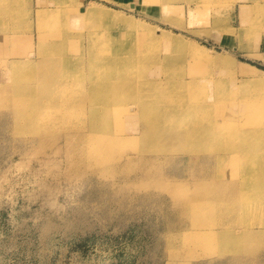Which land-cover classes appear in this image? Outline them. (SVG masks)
I'll list each match as a JSON object with an SVG mask.
<instances>
[{"label":"rangeland","instance_id":"obj_1","mask_svg":"<svg viewBox=\"0 0 264 264\" xmlns=\"http://www.w3.org/2000/svg\"><path fill=\"white\" fill-rule=\"evenodd\" d=\"M75 2H80L79 6ZM60 4L55 0H0V68L5 65V71L22 72L18 76L49 68L37 55L38 36H47L45 32L57 28L59 22L78 20L83 7L94 6L97 12L89 20L85 18L84 28L72 24L68 39L80 34L85 39L81 42L84 49H79L76 38L70 41L68 47L74 52L67 53H74L70 58L76 60L75 67L68 69L71 86L54 92H68L72 98L68 128L46 122L53 116V111L47 110L45 123L40 122L35 129L36 136L42 135L43 139L33 135L25 102L7 92L11 83L4 75L8 72L0 73V264H169L166 257L171 243L181 241L182 229L189 227L188 212L181 207L191 195L192 176L207 166L215 167L212 159L199 162L189 155L190 151L198 149L200 158L205 159L210 142H192L186 137L168 140L157 135L149 141L131 136L130 123L141 121L142 115L126 117L117 100L133 93L136 99L146 97L138 93V87L153 69L138 73L130 68L110 79L100 68L93 67V79L100 78L106 86L105 92L94 94L89 89V61L105 64L109 59L105 55L116 52L111 48L139 46L135 38L144 36L146 30L131 34L130 28L146 26L170 32L172 50L143 48L144 53L152 51L162 59L167 56L169 60L162 66L195 80L193 85L204 96L215 97L217 112H222V104L227 101L230 111L242 115L247 105L240 101L241 97L264 85L258 73L264 71V0H171L169 4L162 0H67ZM130 4L135 7L130 8ZM37 11L48 17L38 22ZM90 27L95 34L91 42L94 52L88 55L85 35L90 34ZM131 45L127 48L130 53L140 52L139 47ZM195 46H201L202 51L195 52ZM59 51L63 53L61 48ZM242 64L260 71L246 73L251 71ZM131 75L138 76L131 85L123 83L120 89L111 88L110 81L121 83V78ZM153 94L159 106L184 94L188 96L185 90H169L167 85H160ZM82 99L87 101L84 105H80ZM260 105L255 114L259 113L257 121L264 123V101ZM115 108L122 111L124 118L120 116L111 124L106 118ZM158 110L159 107L150 110L152 119L160 114ZM150 117L143 122L151 123ZM90 123L106 128L95 136H112L117 144L106 149L107 141L100 137L92 144L82 141V136L78 137L80 141L68 137L84 130L88 133ZM179 123L185 126L190 121L184 117ZM123 141L126 142L121 144ZM97 155L106 164L98 169L86 167ZM260 163L257 161L258 167ZM225 166L232 173L234 163L225 162ZM260 195L258 199L264 204V190ZM239 205L235 203L230 209L236 210ZM256 207L264 211V206ZM256 207L252 205L250 209ZM242 220L250 222L248 212ZM249 226L261 235L222 248L194 247L184 263L264 264V225Z\"/></svg>","mask_w":264,"mask_h":264},{"label":"bare ground","instance_id":"obj_2","mask_svg":"<svg viewBox=\"0 0 264 264\" xmlns=\"http://www.w3.org/2000/svg\"><path fill=\"white\" fill-rule=\"evenodd\" d=\"M141 1L145 3L146 0ZM170 1L171 0H162V3L169 4ZM55 2H58V4L61 2L63 4L67 2V0H55ZM76 3L77 2H75V4ZM79 4L80 2L77 3V6H79ZM129 7L134 8L135 6L130 4ZM164 9L167 13L171 12L168 8ZM243 11V7H241L240 12L242 13ZM37 12L36 18L38 22H42L48 17L43 11ZM96 14L97 12L94 6H89L88 8L83 7L80 9V15L77 16L78 20L73 21L72 18L64 20L55 25L57 28L52 27L47 30V32H45L47 36H38L39 47L37 55H40L48 63L47 65H49V68L47 67V70L34 71V73L30 75L27 73L25 76H18L19 74L21 75L22 72L18 71L12 73V71H5V65L4 68H0V73L8 72V75H4L6 80L11 83L7 92L13 93L18 97V100H23L28 108L29 123L33 135H37L35 131L37 124L40 122L45 123V121H43V116L47 110L53 111V116L46 119V122L50 123L51 126L57 123L63 128L69 127L70 121L67 119V114L68 107L72 104L70 101L72 98L68 92H54L58 89H63L62 87L69 88L71 86V78L68 76V69H73L75 67L76 60L72 59V57L70 58L74 53H67L71 49L68 47L70 41L76 38L79 49H84L81 42L85 39H83L82 36L80 37V34H76V37L68 39V36L71 35L70 29L72 24H78L79 28H84L86 27L84 24L85 18L89 20V18L96 16ZM144 28L146 34L142 37L138 36V38H135L139 41V46L130 44L133 48L139 47L140 52L130 53L127 50L130 45L123 44L119 48H111L112 52L114 50L116 51H114L115 54L111 53L105 55V58L106 56L109 58L107 63H99L97 61H92V59L89 61V65L92 67L91 70L89 69V89L92 90L94 94H98L100 91V94H102L106 91L103 90L106 86L100 78L93 79L96 72L93 67L100 68L103 73L109 75L110 79L114 75L117 77V72L122 73L130 68L137 69L138 73H142L145 69H153V71H148L149 74H145L141 81V87H138V93H142L146 95V97L142 96V98L136 99V93H133L132 96L128 98L117 100L118 105L122 106V111L126 117L135 113H140L142 115V118L139 117L141 121L130 123L132 129L130 135L141 137L149 141L157 135L160 138H167L168 140H171L170 137H173L174 140L186 137L192 142L199 141L203 144L210 142L209 151L206 156L208 159H201V155H199L197 151L198 149L190 151L189 155L193 154L196 160L199 159L197 160L199 162H207L212 159L211 161L214 163L215 167L213 166L212 169H209L207 166L208 169L202 170V172L196 174V176H192L194 178L193 181H191V195L185 205L181 207L183 210L180 208L183 212H188L189 227L187 226L182 229L183 235L181 234V241L172 242L170 245L171 247H169L167 251V257L165 256L169 264H186L184 262L187 261V258H190L189 256L194 247H198V249L203 247L204 250L210 246L222 248L229 244H238L237 242L240 239H245L247 241L252 237L257 238L261 235L260 231L253 229L249 225L256 224L258 227L264 225V211L256 207V205L264 206L258 199V197H261L260 193L264 190V123L257 121L259 113L255 114V112L261 108L260 103L264 101V85L262 88L259 87L250 94L241 97L240 101L247 105V111L242 115H236L234 112L230 111L229 107L231 104L227 101L224 102V105L222 104V112H217L216 109L218 107L214 102L215 97L204 96L202 90L194 86L196 84L195 80H187L184 74L173 73L171 69L163 67L162 64L169 60L167 56L162 59L156 56L154 52L152 53L153 49L159 50L162 47L172 50V45L169 42L172 41L173 35L170 32L148 28L146 26H141L138 29L130 28L131 31H129V33H135ZM93 31L94 29L90 27V34L85 35L87 38L86 41L88 42L86 52L88 55L94 52V48L91 45L95 35ZM64 41H66V43H64ZM156 41H165L167 43L161 45L157 44ZM0 48L2 49L3 47L1 46ZM59 48H61L63 53L60 54ZM143 48L152 49V51L147 52V55L142 50ZM70 51L74 52L72 50ZM77 51L75 50V52ZM194 51L201 52V46H195ZM81 54L83 53L81 52L80 55ZM149 54L154 55H151L149 58ZM33 57L34 56L30 57V59L32 60ZM45 61L43 63H45ZM215 62L220 61L215 60ZM32 63H35V61H32ZM79 63H81V61H79ZM242 66L247 67L251 71L246 72L249 74L260 71L248 64H242ZM35 68L36 65L32 67V69ZM258 73H260L262 77L260 81L264 82V71ZM229 74L232 76V70ZM80 79L83 80V73H81ZM121 79L123 80L121 83L120 81L116 83L110 81L111 88L116 90L120 89L123 83L131 85L138 79V76L131 75L126 77V79L125 77ZM160 85H167L169 90L177 88L183 89L188 93V96L184 94L179 98L170 100L164 106H159L156 96L153 93H156V89L159 88ZM81 88H83V85H81ZM224 88L226 89L227 87ZM120 92H122V90ZM118 97H120V95ZM113 98L114 96H112V99ZM86 102V99H82L80 105H84ZM154 107H159L158 111H160V114L152 119L150 117V110ZM121 112L119 108L111 109L106 119L109 123L113 124L120 116L124 118ZM146 117H150L151 123L148 124V122H143ZM184 117H188L190 121V123L185 126L179 123ZM128 121L130 122L131 119H128ZM110 127L109 130L111 131L113 128ZM86 129L88 133L84 130L78 133V136L68 137L80 141L78 137L82 136L84 137L82 141L91 144L97 140V137H100L107 141L106 149H111L117 144V142H114L112 136H107L105 134L95 136L98 130H106L104 127H99L94 123H90ZM36 137L43 139L42 135ZM125 142L126 141H123L121 144ZM126 159H129V157ZM257 161L261 162L259 167ZM225 162L234 163V172L232 171V173H230L228 171ZM103 164L106 163L103 162L100 155H97L88 162L86 167L98 169L102 167ZM209 170H211V172H209ZM118 174H120V172ZM241 174L243 175L241 176ZM142 197L143 196H141V198ZM147 202L144 203L146 204ZM235 203L240 204L238 206L239 208L236 210L230 209ZM252 205L256 208L250 209ZM178 211L179 210L176 209V216L179 213ZM247 212L251 220L250 222H247V220L243 222L244 220L242 219ZM182 224L180 222L179 225ZM176 228H178L177 225ZM179 229L181 228L179 227ZM164 242L165 240L163 243ZM164 246L165 244L163 247ZM195 254L198 253L195 252Z\"/></svg>","mask_w":264,"mask_h":264}]
</instances>
